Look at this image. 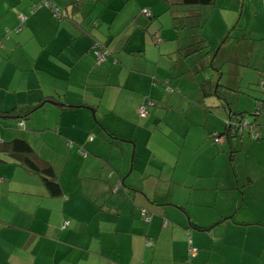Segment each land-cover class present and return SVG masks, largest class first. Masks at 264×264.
<instances>
[{"label": "crops", "instance_id": "obj_1", "mask_svg": "<svg viewBox=\"0 0 264 264\" xmlns=\"http://www.w3.org/2000/svg\"><path fill=\"white\" fill-rule=\"evenodd\" d=\"M93 1L0 0V112L14 111L0 145L26 141L61 189L1 156L0 264H264V116L223 135L249 113L232 94L252 73L264 85V1L217 0L195 19L165 0ZM227 152L244 168L222 165Z\"/></svg>", "mask_w": 264, "mask_h": 264}, {"label": "trees", "instance_id": "obj_2", "mask_svg": "<svg viewBox=\"0 0 264 264\" xmlns=\"http://www.w3.org/2000/svg\"><path fill=\"white\" fill-rule=\"evenodd\" d=\"M79 1H81V0H77V2H79ZM216 1L217 0H165L164 2H167L169 7H171V8H187V9L192 10L193 11L192 13L194 15H197V13H198L197 16H190L191 19H195L196 17L197 18L202 17L200 12L202 11L203 8L214 7ZM46 2L51 3L52 6L51 7L47 6L45 4ZM42 5L51 9L54 17H55V14H54L55 8L59 9L61 11V14H62V18H60L59 20L67 18V15L63 11V9L56 6L51 1H43V3L40 4L39 6H42ZM36 9H37V7H36ZM25 20H26V18H24V20L22 19V21L24 23H25ZM196 43H194V45H195V46H193L194 48L196 47V45H200V44H198V42H196ZM1 45L2 44L0 43V48H1ZM95 49H98V50L102 49L107 53V58L105 59V61L110 57L109 51L105 48V46L101 45L100 43H96V45H94V47H93L94 52H95ZM95 57H96V54H95ZM96 60L98 62L97 57H96ZM105 61L103 63H105ZM103 63H101V64H103ZM206 85L210 86L208 83ZM206 85L205 84L201 85V87L206 88ZM261 86H263V88H264L263 83ZM166 87L170 88L169 85H167ZM217 87L219 88V89L217 88V90L222 89V86L217 85ZM170 89H172V88H170ZM223 99H224V101L226 100L224 95H223ZM262 106H260L261 108L259 107V109H256L253 114L258 113V115L260 116L264 112V106L263 107ZM13 112H11V113L10 112L9 113L0 112V118H7L10 115H13L14 114ZM32 112H33V110L27 112L25 114V116H20V119L21 120L27 119L29 117V115L32 114ZM253 114L252 113H246L245 114V113H241V112H238V113L231 112V115L228 117L229 119L226 122V126H225V133L226 134L224 133L223 135L228 136V137L231 136L233 138H235V137L238 138L240 136L241 132H243V130L246 129L245 126L247 125V122H245V121H246L247 117L248 116L252 117ZM257 122H258V119H255L252 122V124L249 125L247 128L249 129L250 126H251V128L254 126H258ZM20 125H23V123L21 122ZM219 137L223 138L221 136H219ZM214 139H216V137ZM1 156H6V157L10 158L11 160H13L16 164L20 165L22 168L26 169L28 172H30L32 174L39 175L42 178L43 183H44L45 187L47 188L48 192L52 196H59L61 194V189H60V186L57 182V177L55 175L54 169L52 168V166L50 164L39 159L37 154L33 150V148L26 141L16 139L10 143H5V144L0 145V163L7 162L3 158H1Z\"/></svg>", "mask_w": 264, "mask_h": 264}, {"label": "rangeland", "instance_id": "obj_3", "mask_svg": "<svg viewBox=\"0 0 264 264\" xmlns=\"http://www.w3.org/2000/svg\"><path fill=\"white\" fill-rule=\"evenodd\" d=\"M81 1H79V2H81ZM93 2H94V4L97 3L96 1H93ZM185 9L186 8L178 9V10H179V12H182V15H184L183 13H186V11H187V9L186 10ZM178 10H176V13L180 14L178 12ZM186 14H188V13H186ZM162 21H166V19H163ZM164 23L166 24V26H169L168 25L169 24V20L167 22H164ZM177 23H180V25H182L181 21L180 22L178 21ZM210 26H217V24L213 21V23L208 26V28L206 30V32H207L206 34L207 35L210 34V32H211ZM211 28L217 34L216 30H214V27H211ZM179 31H180V35L181 36H182V34L184 35L185 33H187L186 30H185V33H183V31H181V29H179ZM207 35H205V36H207ZM210 39H211V42L214 45H218V43H220L224 38H220L219 39L217 37H214V34H212ZM195 48L198 49L200 47L196 46ZM188 59H190V57H188ZM242 92H244V93H240L238 95L232 94L235 97L234 100H233L234 106L240 107L242 112H249V113L253 114L254 111L256 109H259L260 106H262V105L264 106V89L261 88L260 79H258L257 77L254 78L253 73L251 75L250 80L247 79V81L245 83V86H244V89H242ZM263 116H264V112L260 116L258 115V113L253 114L252 117L248 116L246 121H245V122H247V125L245 126V128H247L250 124H252V122L255 119H258L257 123L259 124V120L262 119ZM263 120H264V118H263ZM262 124H264V121H263ZM257 129H259V127H257ZM247 130L248 129H244L245 132ZM222 131H223V128H222ZM224 131H225V128H224ZM45 137H47V136H45ZM224 137H226L225 138L226 140L227 139H230L231 141L234 140V139H231V138H233L231 136L228 137V136L224 135ZM212 145L214 147H216V148H220V146H215L214 142H213ZM178 148L182 151V158H181V161H180L179 168L177 170L176 180L184 181L185 178L188 177V174H189V172L191 170V167H192L191 161H190V154H191L192 151L191 150L188 151L187 148H186V150H184V141L183 140H182V142L178 143ZM232 156H235V155H233V152H227L226 154H223L222 157H220V161H222V165H224L225 167L228 166V167L232 168L231 165L235 164V167H234L235 170H237V167L239 165H241V167L246 165L245 164V156L240 155L235 162H234V158L232 159ZM177 161L178 160H176V162H175V166L177 165Z\"/></svg>", "mask_w": 264, "mask_h": 264}, {"label": "built area", "instance_id": "obj_4", "mask_svg": "<svg viewBox=\"0 0 264 264\" xmlns=\"http://www.w3.org/2000/svg\"><path fill=\"white\" fill-rule=\"evenodd\" d=\"M45 4H46L47 6H49V7L52 6V4L49 3V2H46ZM54 14H55V17H56L57 19L62 18V14H61V11H60L59 9L55 8V10H54ZM22 19L24 20V18H22ZM95 54H96V57H97V59H98V63H99V64L103 63V62L105 61V59L107 58V53H106L104 50H102V49H99V50H98V49H95ZM148 105H153V104H151V102H150V103L144 105V106L140 109V116H141V117H146V116L149 114V111H148ZM254 138H256V137H254ZM221 140H222V139H220V138H216V139H215V141H216L217 143H219Z\"/></svg>", "mask_w": 264, "mask_h": 264}]
</instances>
